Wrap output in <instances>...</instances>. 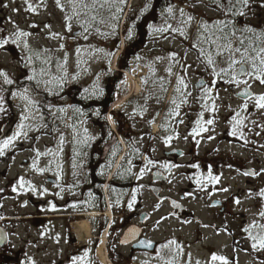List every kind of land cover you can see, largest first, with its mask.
Here are the masks:
<instances>
[{
	"label": "rangeland",
	"instance_id": "1",
	"mask_svg": "<svg viewBox=\"0 0 264 264\" xmlns=\"http://www.w3.org/2000/svg\"><path fill=\"white\" fill-rule=\"evenodd\" d=\"M27 3L36 11H27ZM27 3L0 0V39L14 38L17 25L32 33L18 44L10 40L0 49V68L13 83H5L3 76L1 79L5 85L18 88L16 109L8 113L7 106L6 115L28 117L19 122L27 126V136H21L5 150L6 162L0 166V228L10 235L4 248L0 247V264L6 259L7 250L13 257L22 253L21 260L9 264H60L68 261L69 252L74 255L85 248L89 252L88 264H104L101 249L106 264H223L212 261L213 254L225 257L229 264H260L259 258L264 255L252 249L253 241L244 229L249 228L256 235L262 230L250 226L264 224L259 215L264 211V134L253 137L254 131H264V109L257 108L254 99L264 95V84L255 79V74L238 77L247 80V85L226 83L233 70L227 76H217L213 68L216 72L228 69L232 59L243 60L249 72L253 71V62L256 68L264 67L260 64L264 53L257 54L264 48V0H250L243 16L232 15L227 10V0H221L224 7L220 8L213 0H168L155 13L154 0ZM169 7L172 13L168 12ZM145 14H149L145 17L147 22ZM141 18L146 28L144 37L140 35ZM151 19L154 21L148 23ZM217 21L228 23L224 29L229 34L227 40L222 38L224 33L219 31ZM204 24L208 25L207 31ZM249 28L251 32L247 31ZM78 33L81 35L75 37ZM25 42L28 48L24 47ZM228 42L232 49L240 51H225L223 46ZM217 45L221 55H217ZM128 46L137 51L133 55L129 52L130 69L122 70L120 57ZM209 55L213 65L207 63ZM239 67L240 64L233 65V69ZM118 73H122V80L112 105L104 113L95 101L103 99L107 82ZM181 76L187 88L177 92ZM204 87L212 88L211 99L206 97ZM245 91L253 99L237 96ZM78 97L83 102L77 104ZM174 100L180 104L178 116L171 115L175 111ZM182 100L187 102L181 103ZM205 103L208 108L203 107ZM213 103L215 112L211 111ZM237 112L243 125H236L233 120ZM201 113L204 121L206 115H219L221 122L206 125L207 132L193 136ZM234 126L236 136L230 134ZM206 133L215 134L216 142L224 144L220 143L212 154L208 153L210 147L197 146V138ZM169 136L172 140L166 144ZM227 140L234 145H227ZM14 149L19 152L9 158ZM37 151L41 153L39 157ZM179 152L184 154L179 156ZM148 160L153 164L148 165ZM34 162L45 171L34 169ZM165 164L179 167L169 169ZM244 169L262 174L250 178ZM157 170L167 176V182L154 183ZM209 171L220 177L218 183L208 179ZM75 173L80 178H74ZM21 177L37 191H29L27 184L20 187ZM75 179L83 191L88 188L90 196L73 195V201L75 197L80 200L69 211L66 201L69 185ZM197 180L202 182L198 184ZM101 183L104 187L100 190ZM147 185L162 187L163 196L185 207L192 217L189 222L168 218L175 217L171 204L158 201ZM13 188L17 191L13 192ZM225 188L228 191H223ZM90 190L100 196L101 202L96 204ZM133 195L136 203L130 209ZM237 199L239 204L235 203ZM220 201L224 213L212 205ZM134 213L151 215L144 234L159 242L160 249L155 255H137L131 261L129 250L118 246V237L124 222ZM74 215L81 218L72 219V224L87 215L94 216L89 220L92 231L85 246L67 230L66 217ZM35 217L47 219L39 227ZM101 233L103 243L98 240ZM72 239L77 240L76 245ZM172 240L182 246V251L168 244Z\"/></svg>",
	"mask_w": 264,
	"mask_h": 264
},
{
	"label": "snow or ice",
	"instance_id": "2",
	"mask_svg": "<svg viewBox=\"0 0 264 264\" xmlns=\"http://www.w3.org/2000/svg\"><path fill=\"white\" fill-rule=\"evenodd\" d=\"M56 2H57L58 5L60 4V0H56ZM213 2L218 6V8L224 7V5L221 4V0H213ZM25 3H27V0H25ZM249 3H250V0H227V10L232 15L243 16L245 14L243 9L248 7ZM4 6L7 7V5H4ZM26 10L27 11H31V12H35L36 11V9L30 3H27V9ZM172 11H173V9L171 7H169L168 8V12L172 13ZM180 11H181V16L183 17V15H184L183 9H181ZM188 20L191 21L192 17L189 16ZM217 24L220 25L219 31L221 33H224V29L228 27V23L226 21H217ZM31 27H35V25H31ZM68 28H69V30H71L70 29V25L68 26ZM203 28H204L205 31H207L208 25L204 24ZM157 31H163V29H157ZM247 31L251 32L252 29L249 28V29H247ZM230 34L231 35H235V33H230ZM30 35H32V33L20 30L18 25H17V31L13 34L14 38L5 37L4 39H0V49L4 48L5 45L9 44L10 40H11L12 43L18 44V42L20 41L21 38H26V37H28ZM53 35H58V34H53ZM228 35H229L228 33H224L222 38L227 40ZM217 39H221V37H217ZM215 42L216 41H213V43H215ZM241 44H243V41H241ZM24 47L28 48L29 45L25 42ZM223 47H224V50L228 51V52H232V51L239 52L240 51L239 48L232 49L231 42H228ZM260 53H264V48L259 49V52L257 54L259 55ZM201 54H203V52ZM221 54L222 53L220 51V46L217 45V55H221ZM245 54L246 53H243L242 55H245ZM29 60H31V57H29ZM45 63H47V61H45ZM207 63H208V65H213L214 61H213L211 55L208 56ZM235 64H240V67L237 68V69H233V65H235ZM260 64L262 66H264V59H261ZM252 67H253V71L249 72L246 69V67L244 66V61L243 60L236 61V60L232 59L229 62V68L228 69H221L219 72H216L215 68H213V72L217 76H220L222 73H223V75L227 76V75H229V70H233L232 71V75H231V79L228 80V81H225V82L226 83H235L237 86L240 83H244L246 85L248 83L247 80H241V79H238V77H241V76H253L254 74H255V79L259 80V82L261 84H264V67L256 68V65H255L254 62H253ZM185 71H186V69H185ZM169 72L171 73V68H169ZM41 74H43V70H42ZM0 76L4 77L5 83H7V84L13 83V81L8 78L6 73L0 71ZM30 79H31V77H30ZM145 83H146V81H145ZM182 88L183 89L187 88V84L185 83V80H184L183 76H181L179 81H178V87H177L176 91L177 92H181ZM25 91H26V89H25ZM204 92H205L206 97L208 99L212 98V96H211L212 88L211 87H204ZM189 95H190V93H189ZM243 95L247 96L249 99H253L251 93L248 92V91H245L243 93ZM254 99L256 101L257 108L264 109V95H259L258 97H255ZM186 102L187 101H185V100L181 101V103H186ZM173 104L175 105V111L173 113H171V115L178 116L179 115L180 104H177L175 100L173 101ZM203 107L208 108V104L205 103L203 105ZM243 107L246 110L247 107H248V104L245 103ZM215 110H216V105H215V103H213L212 106H211V111L215 112ZM200 116H201V118L196 121L197 127L192 130L191 134L193 136H197V135H200L203 132H207L209 129L207 128L206 125H213L214 124V120L213 119H208L207 121H204L203 120V113H201ZM239 116H240V113L237 112L236 116L233 117V120H236V125H243V120L242 119H237V117H239ZM27 119H28L27 116L22 117V121L23 120H27ZM26 127L27 126L23 122L19 123L17 125V130L9 138L4 139L2 141V143H0V156H3L5 154V150L8 149L11 145H13L17 141L18 138H20L21 136H24V137L27 136V132L25 131ZM230 134L233 135V136L237 135V127L236 126H234L232 128ZM241 136H242V134H241ZM171 140H172V137L169 136L165 140V143L168 144V143L171 142ZM40 155H41V153H39L37 151L36 152V156L39 157ZM147 164L151 165V164H153V161L152 160H148ZM32 166H33L34 169H36L39 172L45 171V169L37 168L35 162L33 163ZM145 167H147V165ZM164 167L170 169L172 167H179V165L165 164ZM194 167H199V165H194ZM143 171L144 170L141 171V176L143 175ZM244 174L245 175H256L255 172H245ZM157 175H159V174H157ZM208 179L215 184V183L219 182L220 177L219 176H213L211 171H209ZM201 182H202L201 180H197L198 184H200ZM26 184H27V187H28L29 191H32L33 193H35L37 191V189H36V187L34 185H32L30 182H26L21 177L20 180H19L20 187L23 188ZM12 191L15 192V191H17V189L13 188ZM223 191H228V189L225 188V189H223ZM44 192H47V189H44ZM261 196H264V192H261ZM135 203H136V197H135V195H133L132 201L128 205V207L131 209L132 206ZM235 203L239 204L240 203L239 199H237L235 201ZM117 204H119V201H117ZM175 206L179 207V205H175ZM52 207H53V210H55V205H53ZM72 207L76 208L77 205L74 204V205H72ZM259 215H260L261 218H264V211H261L259 213ZM159 223H160V221H157V225H159ZM250 227L251 228H259V229L262 230L260 233H257L256 235H252V233L249 231V228H245L244 229L245 232H249V237L253 241V243L251 244L252 249L255 250V251H264V224L253 223ZM135 232H136L135 229L130 230V236L134 237L135 236ZM57 239H59V238H57ZM100 243H103V241H100ZM141 244L145 248L152 247L151 243H148V242H143L142 241ZM168 244L176 245L177 249L182 251V246L177 244V242L175 240L169 241ZM167 246L168 245H163V247H167ZM88 256H89V252L85 251L83 256L73 257L72 264H88ZM211 260L212 261L220 260V261L223 262V264H229V261L225 257L217 256L215 254H213L211 256ZM168 264H171V261H169ZM197 264H199V262H197ZM261 264H264V261H262Z\"/></svg>",
	"mask_w": 264,
	"mask_h": 264
},
{
	"label": "flooded vegetation",
	"instance_id": "3",
	"mask_svg": "<svg viewBox=\"0 0 264 264\" xmlns=\"http://www.w3.org/2000/svg\"><path fill=\"white\" fill-rule=\"evenodd\" d=\"M0 71H2V69L0 68ZM4 71V70H3ZM2 71V72H3ZM3 77L0 76V84L2 87H0V143H2V141L6 138H9L14 132H15V129L17 128V125L19 124L21 117L20 115H18L19 117L17 118V116H10V117H7L6 115V107L8 106V113L9 111H14V109H16V101H15V98H16V92L18 90L17 87H15L14 85H11V86H8V85H5L2 81ZM238 97H245L244 95H237ZM7 117V118H6ZM256 136H253V137H256V138H260L262 137L261 134H264V131H254ZM251 136V135H250ZM249 137V136H247ZM253 137H249V138H253ZM261 141V140H260ZM243 146L245 147V145L243 144ZM14 149L13 151H10L9 154V158H14L16 156V153H18V149L16 150ZM15 152V153H14ZM184 153L183 152H179V156H182ZM4 155L3 156H0V166L2 164H4L6 162L5 160V157ZM7 158V157H6ZM88 171V170H87ZM86 171V172H87ZM245 172H255L256 175H246V176H249L250 178H255L257 176H260L262 174V172L260 171H255L254 169H244L243 170V173ZM98 174V173H97ZM74 178H80V174L78 173H75L74 175ZM72 174H71V178L73 177ZM100 180L103 179L102 178H99ZM76 181H72L69 185V189H70V192H69V196L67 197V201H66V204L67 205V208L69 209V211H71V208H69L72 204H78L79 203V200L78 198L75 197L74 201H73V195L76 194V196H78V194H82L84 195V197L86 196H90L88 194V188L84 189L83 191V186L82 185H79L77 183V179H75ZM94 182V176L90 177V184L92 185ZM54 184L56 183L53 182ZM99 188L101 190V188H103L104 186V183H101L99 184ZM148 188H150L149 185H147ZM103 191V190H102ZM90 193L91 195L93 194L94 195V201L97 202L100 201V196L99 195H96L93 190H90ZM92 197V196H91ZM101 202V201H100ZM215 207H218L221 208V213H224L225 212V208H224V204L223 202L220 201L219 205L215 206ZM223 208V209H222ZM102 209V207H101ZM129 218L124 222V225L122 227V231H121V234L119 235L118 237V240H119V247L121 248H125V249H128L129 252H130V256H131V261L137 256V255H155L154 253H157L160 249V245H159V242L157 241H153L152 239L148 238L144 232L146 230V227H147V224L151 221L152 217H143L142 214H139V213H134L133 215H130L128 216ZM55 218V217H53ZM60 218H64V217H60ZM67 218V221H68V229L69 231H71V225H72V222L71 220L72 219H78V218H81L77 215H74L73 217H66ZM65 218V219H66ZM146 218V222H143V219ZM168 218H174L176 220H179L180 222L182 223H187L189 222V220L192 218L191 217V214L186 211V209H184L180 203H179V217H168ZM46 219L47 217H35V223H36V226H39L40 225H43L44 222H46ZM56 219V218H55ZM194 219L199 223L201 224L200 220L197 218V217H194ZM129 229H135L136 230V234L135 235H138V240L137 241H134V242H131V243H123L124 241V236L130 232ZM76 238V237H75ZM144 239H149L153 242H155V245H152V247L150 248H145L142 246L141 242H145ZM99 242L103 240V233H101V238L98 239ZM99 242H97V244L99 245ZM71 243L76 245L77 244V240L75 239H72L71 240ZM123 243V244H122ZM96 244V245H97ZM79 246V245H78ZM78 246H76L78 248ZM87 249H78L77 253L74 254V255H70V252H69V258H68V261L65 260V261H60V264H71L72 260H73V257H77V256H83L85 251ZM94 250V248H93ZM263 253L264 255V251H260ZM5 258L6 259H3L4 263L3 264H9L11 262H18L19 260H21V254L22 253H18L17 257H13L11 254V252L9 253V251L7 250L5 252ZM113 260L115 261L114 257L112 256ZM260 261L258 263L261 264L262 261H264V258H259ZM116 262V261H115ZM117 264H119L118 262H116Z\"/></svg>",
	"mask_w": 264,
	"mask_h": 264
},
{
	"label": "bare ground",
	"instance_id": "4",
	"mask_svg": "<svg viewBox=\"0 0 264 264\" xmlns=\"http://www.w3.org/2000/svg\"><path fill=\"white\" fill-rule=\"evenodd\" d=\"M230 118H232V114H230V116L227 117V119H229V120H230ZM208 119H213L214 124H218L221 122L219 115H213V116L206 115L205 120L207 121ZM111 122H112L113 126H115L112 118H111ZM215 138H216L215 134H210V133L202 134L201 137L197 138V146L206 145V146L210 147L208 153L209 152L214 153L215 151H218V149H219L218 145H220V143H221V145H224L222 141L216 142ZM226 144L229 146H233L234 142H232V140H227ZM91 217H94V216L87 215L84 217L83 220H79V222L77 221V223H74L71 225V232H73L76 235V238H78L77 240L80 242V244L82 246H85L86 242L91 237L92 227H91V224L89 222ZM99 254L101 256L102 262L104 264H106L107 258H106V255L103 254L102 249H101Z\"/></svg>",
	"mask_w": 264,
	"mask_h": 264
},
{
	"label": "trees",
	"instance_id": "5",
	"mask_svg": "<svg viewBox=\"0 0 264 264\" xmlns=\"http://www.w3.org/2000/svg\"><path fill=\"white\" fill-rule=\"evenodd\" d=\"M155 1L156 0H154V3H153V4H155L154 13L156 12V10H157V12H158V10H162L166 6V4L168 2V0H157L156 3H155ZM147 15H149V14H145V16L143 17L146 22L148 20V17L145 18ZM143 18H141V20L139 22L141 24V26H140V35L142 37H144V35H145L144 31L146 29V28L144 29V25L141 23L144 20ZM153 21L154 20L151 19L150 21H148V23L149 22H153ZM144 24H146V23H144ZM137 40H139V39L137 38ZM137 40L135 41V43L137 42ZM126 49L127 50L125 52H123L122 55H121V57H120V66H121V69L122 70H129L130 69V65H129L128 62H131L132 56L129 55V52H133L132 53V55H133L137 51V49L135 47H129L128 46ZM120 74H122V73L115 74V76L112 78V80H110L109 82H107V85H106V88H105L106 93H105V96L103 97V99H100V100L95 101V104L97 105V107L99 109H101L102 112H104V113H106L105 111H107L108 108L113 103L114 94H115L116 88H117V86L120 84V82L122 80V77H121ZM73 91H75V89H73ZM78 98H80V97H78ZM79 101L80 102H83V100L80 98V99L77 100L76 103L78 104ZM126 182L127 181H125L124 183H126Z\"/></svg>",
	"mask_w": 264,
	"mask_h": 264
},
{
	"label": "water",
	"instance_id": "6",
	"mask_svg": "<svg viewBox=\"0 0 264 264\" xmlns=\"http://www.w3.org/2000/svg\"><path fill=\"white\" fill-rule=\"evenodd\" d=\"M81 35V33H78V34H75V37H79ZM198 87H200L199 85H197ZM159 174V175H157ZM153 179L155 182H160L161 180L163 181H166V179L161 175V172L159 171H156V173L153 174ZM153 189V193L154 196L160 201V202H163L166 200L165 197H162L161 194H162V191L163 189L159 186H153L152 187ZM169 200L171 201V206L175 209V210H179V207H176L175 205V201L172 200V198H169ZM218 203H215L214 205H217ZM176 215V213H174ZM178 216V215H176ZM144 217H148L146 214ZM146 219L143 220V222H145ZM136 234V232H135ZM138 239V235H135L134 237L133 236H130V232H128L125 236H124V241L123 243H131V242H134L135 240ZM8 240H9V236L7 234V232L3 229V228H0V247L1 248H4V246L8 243ZM146 242L148 243H151L149 242V240H146ZM153 245V244H152Z\"/></svg>",
	"mask_w": 264,
	"mask_h": 264
}]
</instances>
